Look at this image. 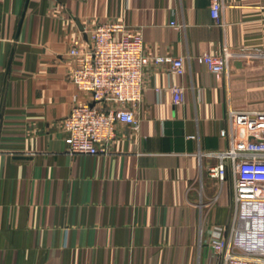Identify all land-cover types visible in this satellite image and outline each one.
<instances>
[{
  "label": "crops",
  "instance_id": "obj_1",
  "mask_svg": "<svg viewBox=\"0 0 264 264\" xmlns=\"http://www.w3.org/2000/svg\"><path fill=\"white\" fill-rule=\"evenodd\" d=\"M221 1L216 21L211 0H0V264H219L233 189L206 153L229 146L231 108L264 109V0ZM112 20L185 72L149 63L138 127L118 123L110 155L71 156L62 121L86 95L69 50Z\"/></svg>",
  "mask_w": 264,
  "mask_h": 264
},
{
  "label": "built area",
  "instance_id": "obj_2",
  "mask_svg": "<svg viewBox=\"0 0 264 264\" xmlns=\"http://www.w3.org/2000/svg\"><path fill=\"white\" fill-rule=\"evenodd\" d=\"M221 6V0H211L216 21ZM87 34L88 43L69 50V77L86 98L75 96L62 121L66 153L110 155L118 140L117 124L138 127L135 108L144 96L149 63L168 62L171 74L182 75L185 61L183 56H150L142 33L120 20L98 22ZM200 59L215 73L227 65V56L221 53H202ZM170 88L173 101L181 103L184 87ZM229 120L230 128L220 130L229 146L206 155L217 158L211 176L232 183L233 213L229 225L215 228L210 245L219 264H264V109L231 108Z\"/></svg>",
  "mask_w": 264,
  "mask_h": 264
}]
</instances>
